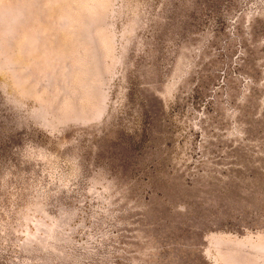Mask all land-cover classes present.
Returning <instances> with one entry per match:
<instances>
[{"label": "rangeland", "instance_id": "374dc122", "mask_svg": "<svg viewBox=\"0 0 264 264\" xmlns=\"http://www.w3.org/2000/svg\"><path fill=\"white\" fill-rule=\"evenodd\" d=\"M0 264H264V0H0Z\"/></svg>", "mask_w": 264, "mask_h": 264}]
</instances>
